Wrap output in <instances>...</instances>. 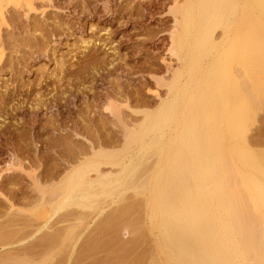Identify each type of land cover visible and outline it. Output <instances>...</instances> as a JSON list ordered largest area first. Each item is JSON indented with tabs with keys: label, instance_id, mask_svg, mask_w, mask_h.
Instances as JSON below:
<instances>
[{
	"label": "rangeland",
	"instance_id": "rangeland-1",
	"mask_svg": "<svg viewBox=\"0 0 264 264\" xmlns=\"http://www.w3.org/2000/svg\"><path fill=\"white\" fill-rule=\"evenodd\" d=\"M176 1L182 4L185 0ZM217 1L204 3L207 6L204 10L212 11L211 15L210 12L206 13L210 15L208 17H213V20L212 17L207 20L214 21L213 24H208L210 28L214 26L212 30L216 40L232 9V2L228 3L230 0ZM174 2L175 0H34L33 12L28 11L25 6L9 5L6 8V23L1 33L3 55L0 59V264L12 263L14 260L20 262L22 257L28 256L21 255L27 251L22 249L31 247L49 229H65L66 225L75 230L71 234L73 237L77 238L76 234L79 233L82 243L78 240L79 243L77 241L76 244L79 245H75L76 250L74 248L72 252L71 247L75 244L72 242H76V238L72 241L71 236V242L67 240L63 246V236L59 232L62 238L58 240L59 247L54 250L56 257L50 258V251L37 259V262L43 263L49 259L50 264H93L90 263L92 261L95 264L97 258L101 257L98 260L100 263L97 261L96 264L148 263L150 254L154 253H151L154 251L153 243L149 239L150 235H147L149 232L143 209L145 196L143 191L140 192L139 184L137 185L139 182L134 176L127 179L125 185L113 187L115 191L111 190L112 193V188H107L110 198L107 193L106 196L101 193L100 196L97 194L95 198L91 197V200L88 198L89 201L81 200L78 207L77 203L67 205L59 210L60 216H57L56 211V217L53 214L49 221L51 223L48 222V227L42 229L43 234L40 231L34 238L33 234L45 223L43 219H37L39 212L44 209L40 207V199L43 197L41 194L44 193V197L48 199L45 198L46 208H50L48 204L63 194V190L74 196L80 194L79 188L69 189V183L58 184L61 175H65L84 156L90 155V146L122 149L125 126L140 123L143 111L156 113L161 107L160 99L168 98L167 86L163 82H169L173 71L181 67L182 63L176 55L168 52L171 32L176 25L175 17L178 16L173 14L174 10L171 11ZM221 19L224 20L223 23ZM219 22L223 24L222 27ZM204 38L206 39V35ZM217 49L221 50L217 47L213 51H199L197 62L203 57L200 63L211 70L214 79L212 85L217 84L213 85L214 88L211 86L212 91L215 88L219 91L220 88L218 96L226 98L225 93L231 92V86H228L230 91L226 87L233 85V81L230 78L226 80L228 75L221 71L228 69L226 65L231 69L230 63L233 62L228 59L229 55H225V49L221 50L225 54ZM189 89L194 92V89ZM219 98L216 99L220 100ZM262 109L249 133L252 146L259 151H264V105ZM117 110L119 117L115 115ZM169 129L165 128L167 131ZM143 161L141 165L147 160ZM19 164L23 170L19 169ZM109 165L102 166L103 172L118 171L117 166ZM32 175L40 183L39 187L34 184ZM138 175L139 173L137 178ZM55 187L57 190L53 195ZM134 187L138 189L132 190ZM12 207L16 209L13 210ZM51 210L54 211V207ZM78 210L83 216L87 215V218L80 221L73 215V220L57 221L68 211L78 213ZM74 222L80 225H71ZM137 227L142 232H137ZM89 247L93 255H90ZM70 257L71 261L68 260Z\"/></svg>",
	"mask_w": 264,
	"mask_h": 264
},
{
	"label": "bare ground",
	"instance_id": "bare-ground-1",
	"mask_svg": "<svg viewBox=\"0 0 264 264\" xmlns=\"http://www.w3.org/2000/svg\"><path fill=\"white\" fill-rule=\"evenodd\" d=\"M206 2L211 4L210 0H185L182 4L175 0L171 11L174 10L173 14L178 16H174L176 25L171 32L168 52L176 55L182 63L181 67L173 71L170 81L163 82V85L167 86L168 98L160 99L161 107L156 113L143 111L140 123L131 127L125 126V142L122 149H105L101 145L99 148L90 146L88 149L90 155L87 154L85 157L84 153L83 159L69 168L65 175H61L58 184L69 183V189L79 188L81 192L79 190L77 192L80 194L74 196L71 192L64 193L63 190V194L62 191L59 192L61 195L48 204L50 208H46L45 202L48 199L44 197L41 185L43 197L40 199V207L44 209L41 208L42 212L36 211L39 212L37 219H43L45 223L35 231L33 238L40 231L43 234L42 229L48 227L47 223L56 211L58 215L56 213L54 217L60 216L59 210L67 205L77 203L75 206L78 207L81 200L89 201L88 198L91 200V197L95 198L101 193L106 196L107 188H112L110 192L115 191L113 187L125 185L127 179L134 176L139 182L137 185L139 184L140 192L143 191L145 196L143 209L147 222L146 229L149 232L147 235H150L149 239L153 243L154 251L151 253H154L152 255L149 252L151 256L148 255L150 259L147 264H264V151L256 150L249 140V133L253 129L251 127L257 121L264 105V0L228 1L229 4L232 2V9L227 12L230 17L226 18V24L224 23L218 40L213 35L214 26L210 28L209 25L210 22H214L212 16L208 17L212 11L204 10L207 7L204 5ZM9 5L25 6L32 12L35 9L34 0H0V59L3 55L1 33L6 23L5 12ZM206 12H210V15ZM216 15L215 17L218 16ZM207 18L212 20L208 22ZM222 19L221 22L224 21ZM221 22L220 25L223 23ZM217 47L225 49L226 54L222 52L223 50H217L229 55L228 59L233 62L230 63L231 69L229 65H226L228 69H224V72L219 69L228 75L226 80L230 78L233 81V85L229 84L226 87L227 89L231 86L229 93L233 94L229 95L224 90L226 98L219 95L221 99L218 96L220 88L219 91L218 88L214 89L213 96L211 86L217 84L212 85L214 79L211 70L200 63L203 57L199 63L197 62L199 51L209 49L213 51ZM189 88L194 89V92ZM115 115L119 117V111H115ZM118 119L120 121V118ZM166 127L171 130H165ZM143 160H147L144 165L142 164L144 167L141 165ZM107 164L117 166L118 171L103 172L102 166ZM140 165L142 169L139 168ZM18 166L20 169L21 164ZM20 170H23V167ZM31 178L39 187L37 178L33 175ZM51 186L53 188V185ZM136 187L132 190L138 189ZM55 190L56 187L53 195ZM107 196L109 197V194ZM51 207H54V211ZM70 211L57 221L73 220L71 217L73 215L81 221L87 216L80 214L81 210L79 214L77 211ZM73 231L75 230L67 225L65 229L60 227L53 231L50 229L44 231L37 242L31 240L34 242L31 247L22 249L27 251L21 255L28 256L20 257V262L14 260L7 264H47L49 259L43 263L37 262V259L50 251L52 254L49 257H56L54 250L59 247L58 240L62 238L59 232L63 236L61 242L64 246L66 241L71 239ZM76 235L77 238L72 236V241L76 238V242H72L74 245L69 240L73 246V248L70 246L72 252L75 245L76 247L79 245L76 244L77 241H81L79 233ZM91 254L93 255V252ZM144 258L143 260L146 259ZM70 259L71 257L68 260ZM59 262L61 263V260ZM90 263L94 264L93 261Z\"/></svg>",
	"mask_w": 264,
	"mask_h": 264
}]
</instances>
